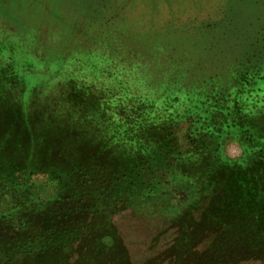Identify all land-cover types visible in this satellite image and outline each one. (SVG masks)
Returning <instances> with one entry per match:
<instances>
[{"label":"trees","instance_id":"trees-1","mask_svg":"<svg viewBox=\"0 0 264 264\" xmlns=\"http://www.w3.org/2000/svg\"><path fill=\"white\" fill-rule=\"evenodd\" d=\"M8 3L44 13L25 15L31 60L21 13L15 55L0 45V264H132L124 210L174 231L142 264L264 262V0L177 42H132L100 8L64 26Z\"/></svg>","mask_w":264,"mask_h":264},{"label":"rangeland","instance_id":"rangeland-1","mask_svg":"<svg viewBox=\"0 0 264 264\" xmlns=\"http://www.w3.org/2000/svg\"><path fill=\"white\" fill-rule=\"evenodd\" d=\"M14 2L16 0H13ZM47 6L52 15L60 18V25L68 26V19L79 13H87L90 10H100L106 18L126 30L135 34L132 39L137 42L141 37L148 38L146 42H177L183 29L190 28L202 21L213 18L226 10L229 14H236L239 25L246 18L254 16L257 10V0H39ZM89 1V2H88ZM8 2V0H6ZM88 3V4H87ZM18 4V3H17ZM0 6V14L6 19L8 26L13 21V16L20 14L44 13L40 7H23L21 5ZM43 5V6H44ZM20 21L19 30L26 44L22 50L17 49L20 56L31 60V42L27 38L29 24L26 18ZM243 20V21H242ZM9 27V26H8ZM9 30L0 29V45L2 50L9 56L15 55L12 50L13 39ZM10 34V36L8 35ZM139 35V36H138ZM159 35H161L159 37ZM125 39L127 37L125 35ZM136 39V40H135ZM28 41V42H27ZM130 42V41H129ZM31 56V57H30ZM34 59V58H33ZM36 59V58H35ZM34 59V60H35ZM33 76V75H31ZM229 158L240 156L239 147L232 141H227L225 147ZM113 223L127 248L132 264H142L146 259L153 257L170 244L174 231L170 228L169 220L165 216H147L132 212L131 210L120 211L113 217ZM50 257V256H49ZM243 264H264V262H248Z\"/></svg>","mask_w":264,"mask_h":264}]
</instances>
